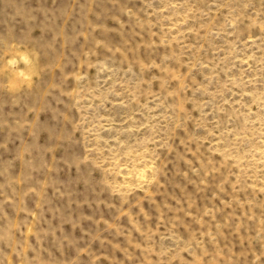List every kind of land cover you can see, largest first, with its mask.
I'll list each match as a JSON object with an SVG mask.
<instances>
[{
	"label": "rangeland",
	"instance_id": "obj_1",
	"mask_svg": "<svg viewBox=\"0 0 264 264\" xmlns=\"http://www.w3.org/2000/svg\"><path fill=\"white\" fill-rule=\"evenodd\" d=\"M0 264H264V0H0Z\"/></svg>",
	"mask_w": 264,
	"mask_h": 264
}]
</instances>
